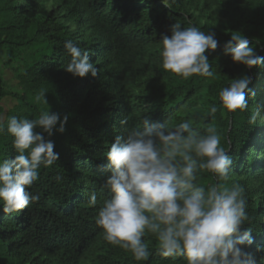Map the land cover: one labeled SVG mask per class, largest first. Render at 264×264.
<instances>
[{
	"label": "trees",
	"instance_id": "16d2710c",
	"mask_svg": "<svg viewBox=\"0 0 264 264\" xmlns=\"http://www.w3.org/2000/svg\"><path fill=\"white\" fill-rule=\"evenodd\" d=\"M176 22L215 33L217 48L206 50L214 77L184 80L161 67V36H170ZM234 32L264 57V0H169V7L163 0H0V56L14 66L18 82V91L11 92L0 70V113L33 119L49 105L50 112L68 116L63 134L43 133L54 142L59 159L41 167L29 189L40 200L14 214H5L0 204V264H186L183 257L161 256L151 235L143 238L149 259L137 262L108 243L95 222L110 196L102 188L110 175L106 153L116 135L126 138L128 130L142 129L145 119L190 120L201 131L217 127L234 161L227 183H239L248 202L249 220L241 232L250 229L253 244L245 251L253 253L255 264H264V250L256 251L264 249V124H248L254 109L264 114V64L249 69L224 54ZM68 39L89 51L90 62L100 69L97 77L65 71ZM244 75L251 78L249 109L228 113L220 107L218 92ZM40 89L47 90L48 105L34 102ZM8 97L15 105L7 111ZM213 105L215 118L209 114ZM12 139L0 133V160L17 155ZM57 175L60 182L53 179ZM200 180L216 182L207 172ZM92 192L95 207L88 203Z\"/></svg>",
	"mask_w": 264,
	"mask_h": 264
},
{
	"label": "clouds",
	"instance_id": "9594fccd",
	"mask_svg": "<svg viewBox=\"0 0 264 264\" xmlns=\"http://www.w3.org/2000/svg\"><path fill=\"white\" fill-rule=\"evenodd\" d=\"M163 3L169 7V0ZM170 32L161 36V67L184 80L214 77L206 50L217 48L215 33L182 27L179 22L171 25ZM234 33L223 45L224 54L249 69L264 64V57L249 46L250 40ZM63 49L70 56L65 71L73 77L98 76L100 69L90 62L88 50L72 39L63 43ZM250 83L247 75L230 80L218 92L220 107L228 113L248 111ZM46 91L40 89L34 102L47 104ZM217 111L213 105L209 114L215 118ZM67 120V115L61 118L50 112L49 105L33 119L0 113V133L6 131L13 138L17 153L0 160V204L5 214L19 213L40 200L29 189L39 179L41 167L50 168L59 159L54 142L43 133L48 137L54 130L63 134ZM258 122L264 124V114L254 109L248 124ZM37 128L42 132H36ZM221 139L216 126L201 131L190 120L170 124L145 119L142 129L128 130L126 138L116 135L106 153L110 175L102 185L110 196L103 200L95 221L104 239L130 252L137 262L149 259V243L143 238L151 235L161 256L183 257L186 264H255L253 253L245 251L253 244L251 230L241 232L249 220L245 189L239 183H227L234 161ZM202 172L212 174L216 182H201ZM88 203L97 205L95 192ZM262 250L257 246V252Z\"/></svg>",
	"mask_w": 264,
	"mask_h": 264
},
{
	"label": "rangeland",
	"instance_id": "374dc122",
	"mask_svg": "<svg viewBox=\"0 0 264 264\" xmlns=\"http://www.w3.org/2000/svg\"><path fill=\"white\" fill-rule=\"evenodd\" d=\"M3 51H0V53ZM2 56H0V70L4 71L5 73V79L8 82V90H10L11 92H17L18 91V82L15 80V75L13 72V68L14 66L9 65L5 59H4V55L1 54ZM15 105V101L11 98L8 97L7 99L4 100L3 102V106L6 107V110L8 111V109L12 108Z\"/></svg>",
	"mask_w": 264,
	"mask_h": 264
},
{
	"label": "bare ground",
	"instance_id": "6f19581e",
	"mask_svg": "<svg viewBox=\"0 0 264 264\" xmlns=\"http://www.w3.org/2000/svg\"><path fill=\"white\" fill-rule=\"evenodd\" d=\"M238 157V156H237Z\"/></svg>",
	"mask_w": 264,
	"mask_h": 264
}]
</instances>
